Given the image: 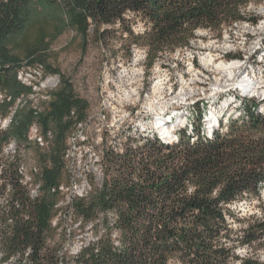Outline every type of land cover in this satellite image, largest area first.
<instances>
[{
	"label": "trees",
	"instance_id": "16d2710c",
	"mask_svg": "<svg viewBox=\"0 0 264 264\" xmlns=\"http://www.w3.org/2000/svg\"><path fill=\"white\" fill-rule=\"evenodd\" d=\"M260 1L0 0V89L11 96L0 101V115L29 92L16 79L19 50L26 63H40L61 77L43 112L35 116L25 104L0 129V152L10 139L25 141L33 122L43 133L52 130L54 138L49 164L37 174L35 197L23 183L20 159H0V264L64 261L54 240L60 222L52 225L64 198L58 189L62 152L89 104L66 76L46 64L50 43L65 30L75 32L81 48L120 41L142 48L144 67L151 71L157 62L191 47L201 29L220 40L238 22L256 24L247 6ZM35 14L39 24L33 29ZM239 103L238 114L228 116L225 125L220 120L210 135L197 104L190 124L179 128L173 141L136 130L124 136L120 150L106 145L99 161L101 184L91 179V189L63 210L76 225L70 233L89 227L94 237L71 264H255L237 249L264 248V211L241 220L230 205L260 199L264 189V95L261 100L239 98Z\"/></svg>",
	"mask_w": 264,
	"mask_h": 264
},
{
	"label": "rangeland",
	"instance_id": "374dc122",
	"mask_svg": "<svg viewBox=\"0 0 264 264\" xmlns=\"http://www.w3.org/2000/svg\"><path fill=\"white\" fill-rule=\"evenodd\" d=\"M247 12L249 16L258 18L256 24L238 22L229 29L231 31L227 29L220 40L210 37L207 30L201 29L197 32V40L191 47L177 51L170 59L157 62L151 71H146L144 67L142 48H128V45H123L120 41L113 42L110 47L90 43L81 48L75 32L65 30L50 43L45 52L46 64L66 76L73 84L75 93L87 101L89 106L86 118L90 119L83 133L86 139L81 140L79 137L75 139L77 143L74 145L72 136L68 133L62 152L60 186L63 187L61 191L64 198L59 204L58 214L52 221V225L60 222L55 230L54 239L59 246L60 254L64 256V261L60 264H71L70 260H74V255L80 247L94 238L89 227L81 233L78 231L74 235L70 233L76 225L72 226L70 213L64 215L63 210L69 208L73 196H83L91 189V179L96 184H101L99 159L106 145L120 150L124 136L136 130L144 134L159 135L152 125V121L157 118L155 115L157 112L161 114L159 119L161 123L167 126L175 123L176 128L172 131L171 138H167L169 142L173 141L176 139V131L190 124L192 112L197 104L204 110L202 124L205 133L209 135L207 124L211 126L213 122L212 125L217 128L220 120L225 125L228 116L238 114L239 98L254 97L261 100L264 95V59L261 60L260 57L264 49V0L250 3ZM32 19L34 29L39 24L38 14ZM134 30L140 32L141 27L137 26ZM258 48L259 51L256 50ZM128 52L131 53L130 59L125 57ZM239 54L241 58L238 57ZM17 55L22 59V63L16 70L28 64L22 51L19 50ZM231 55L235 57L229 58ZM206 56H211L215 60L213 64L202 65L201 59ZM233 61L243 64L242 68L232 71L218 66V63L226 64ZM46 72L58 74L47 70ZM247 72L249 83L243 89L240 86L241 80ZM58 75L60 79V74ZM232 82L240 84L239 87L228 89L226 83ZM50 84L53 82L47 83L48 87L40 90L39 94L34 92L37 96L34 95L35 99L31 101L42 107L38 114L34 113L35 116L48 106L51 92L59 86L50 91L47 90ZM215 89L222 91L215 92ZM48 92L49 97L44 99L43 95L47 97ZM28 94L31 92L25 96ZM29 107L31 108V105ZM16 109L13 108L12 111L15 112ZM10 111L9 108L8 113ZM211 112L218 114V117L207 123ZM8 113L5 116L0 115V129L4 128L2 120L9 115ZM32 124L44 134L37 122ZM105 133L107 135L103 141ZM33 135L34 132L29 131L26 140L21 144L10 139L0 152V159L16 156L20 159L23 172L32 175L35 184H40L37 174L44 164H49L54 138L52 132V138L48 143L40 144ZM230 209L241 220L247 219L248 216H258L264 211V189L260 199H242L231 204ZM237 254L255 261V264H264V248L256 246L238 248Z\"/></svg>",
	"mask_w": 264,
	"mask_h": 264
},
{
	"label": "bare ground",
	"instance_id": "6f19581e",
	"mask_svg": "<svg viewBox=\"0 0 264 264\" xmlns=\"http://www.w3.org/2000/svg\"><path fill=\"white\" fill-rule=\"evenodd\" d=\"M214 61L215 60L212 59L211 56H206V57H203L201 59L202 65H207V66L209 64H213ZM218 66L219 67L221 66L222 68L225 67V70L229 69V70L234 71L236 69L242 68L243 64H241L240 62L233 61V62H229L226 64L218 63ZM43 70H44V66L40 63H35L32 65H26V66L24 65V67L22 66L20 68V73H24V74H19V69H18V70H16V78L18 77V81L23 85H36V87H41V90H44L48 87L46 85L47 83L53 82V84H50V88L47 89V90L51 91L59 85V82H60L59 75L58 74H41V72H43ZM248 75H249V72H247V74L244 77H242L243 79L241 80V82H242L241 85L236 84L235 82H232L230 84L226 83L227 84L226 87L229 86L228 89L231 90L233 88L237 89L240 85L243 87V89H245L247 87V84L249 83V78H247ZM228 89H225V90H228ZM218 91H222V89L221 90L217 89L215 92H218ZM49 92H48L47 97H49ZM37 94H39V93H37ZM45 94H46V92H45ZM34 95H36V94L34 93ZM34 95H32V92H31L30 95L28 94L25 96L22 94L21 96H19L18 98L15 99L14 104L10 107L11 111H10V113H8L9 115L2 120L3 121L2 126L4 127L3 129H5L9 125V123L11 122L13 114H14V110L12 111V109L13 108L16 109L15 108L16 106H18V105L23 106L25 104H29V105H31L32 109H33V107H39L38 103L36 105L34 101H33L34 103L31 101L32 99H35ZM4 98L5 99L9 98L8 99V101H9L11 99V96L7 95L3 90H0V101L3 100ZM211 113H212L211 116L210 117L208 116L209 118L207 120V123H211L215 117H218V114H216L214 112H211ZM155 115L157 116V118L154 120V122L152 121V125L157 129V131L159 133V137L162 138L164 141L169 142L168 141L169 139H167V138H171V136H172L171 133L174 130V128H176L175 123L172 122L171 123L172 125L170 124L167 126L165 123H161V121H159V119H161V117H160L161 114L159 112H157ZM212 123H211V126H212ZM207 127L210 128V124H207ZM212 127H214V126H212ZM210 133H211V131L209 130V135H210ZM19 170H20V173L23 175V183L28 185L30 195H31V193H33V195L36 196L37 184H35V182L33 181L32 175L25 174L23 172V170L21 169V166H20ZM33 195H31V196H33Z\"/></svg>",
	"mask_w": 264,
	"mask_h": 264
},
{
	"label": "built area",
	"instance_id": "2783aa9c",
	"mask_svg": "<svg viewBox=\"0 0 264 264\" xmlns=\"http://www.w3.org/2000/svg\"><path fill=\"white\" fill-rule=\"evenodd\" d=\"M27 65H32V64H27ZM19 74H24V73H20V68H19ZM41 74H47V72L45 70V66H44V70H43V72H41ZM16 79L18 80V77ZM24 86L29 88V92H32V95H34V92L39 93V91L41 90V87H36V85H24ZM43 97H44V99L48 98V97H45V95H43ZM8 99H6V100H8ZM41 109H42V107H33L32 110L35 114H38L41 111ZM71 115L74 116V112H71ZM89 120L90 119L85 118L83 120H76L74 122L73 127H72L71 131L69 132V134H71V136H72L74 145L77 143V141L75 139H77L79 137H81V140L86 139V136L85 135L83 136V133L88 126ZM29 131L34 132L33 138L35 140H37L40 144H47L48 141L52 138L51 130H48V131H46V133L41 134L38 127L35 124L30 125ZM29 131H28V135H29ZM99 161H100V159H99ZM58 189L61 191L62 186H59ZM38 192H39V183H37V194H38ZM37 194H36V196H37ZM31 197H33V196H31ZM74 197L75 196H73V198Z\"/></svg>",
	"mask_w": 264,
	"mask_h": 264
},
{
	"label": "water",
	"instance_id": "95a60500",
	"mask_svg": "<svg viewBox=\"0 0 264 264\" xmlns=\"http://www.w3.org/2000/svg\"><path fill=\"white\" fill-rule=\"evenodd\" d=\"M218 120V119H217ZM212 126H214V127H212ZM212 126H210V128L209 129H207V130H210L211 131V133H212V131H213V129L215 128V125L213 124ZM210 133V134H211Z\"/></svg>",
	"mask_w": 264,
	"mask_h": 264
}]
</instances>
